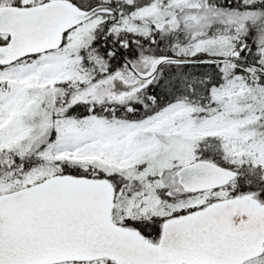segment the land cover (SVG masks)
<instances>
[{
	"label": "snow or ice",
	"instance_id": "obj_1",
	"mask_svg": "<svg viewBox=\"0 0 264 264\" xmlns=\"http://www.w3.org/2000/svg\"><path fill=\"white\" fill-rule=\"evenodd\" d=\"M0 264H264V0H0Z\"/></svg>",
	"mask_w": 264,
	"mask_h": 264
}]
</instances>
